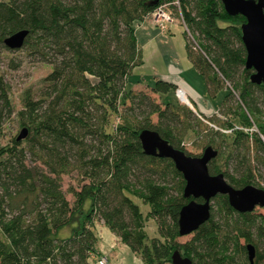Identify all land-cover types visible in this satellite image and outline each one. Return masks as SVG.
I'll return each instance as SVG.
<instances>
[{"label":"trees","instance_id":"16d2710c","mask_svg":"<svg viewBox=\"0 0 264 264\" xmlns=\"http://www.w3.org/2000/svg\"><path fill=\"white\" fill-rule=\"evenodd\" d=\"M161 6L172 16L174 7L196 33L198 50L186 40L185 51L208 91L224 88L219 76L239 88L237 107L225 108L233 89L225 88L219 111L230 115L244 107L258 123L257 132L246 131L251 123L243 114L241 128L228 125L232 135L209 136L206 146L219 147L210 174L222 173L241 188L264 169V86L251 82L253 69L245 67V17L228 15L220 0H0V47H6V37L27 30L19 49L6 48L52 66L48 85L38 97L26 91L17 112L27 136L0 147V264H98L95 218L144 264L171 262L175 249L193 264H264V215L236 211L226 195L212 199L209 219L190 241H176L179 210L189 201L185 180L171 159L146 155L138 135L152 129L183 150L182 137L196 131L201 121L195 114H202L180 105L173 96L178 85L163 79L146 84L158 102L141 88L127 87L132 70L142 64L135 25L154 21ZM13 114L0 79V135ZM207 120L216 121L214 115ZM222 156L231 161V171L215 164ZM69 173L82 182L71 190L72 204L62 190L61 177ZM131 195L148 203L158 237L148 240ZM248 243L255 247L253 263Z\"/></svg>","mask_w":264,"mask_h":264},{"label":"rangeland","instance_id":"374dc122","mask_svg":"<svg viewBox=\"0 0 264 264\" xmlns=\"http://www.w3.org/2000/svg\"><path fill=\"white\" fill-rule=\"evenodd\" d=\"M169 9L173 13V21L171 22H165L164 25L168 26L170 23L179 22L182 24L180 17H178L177 10L174 7H169ZM156 24L157 27V22ZM183 25V24H182ZM184 26V25H183ZM187 26H184V28ZM186 31V40L191 45V47H196L198 50L197 42L199 41L196 33L189 30L188 27L184 29ZM183 41V36L181 34L175 33L174 36V43L176 47L180 49L181 42ZM144 50V49H143ZM148 48L146 47L144 52L147 54ZM182 57H183V51ZM158 60L155 58L154 61L150 58H146L143 65L141 66V74L145 75V78L152 79L154 77V74H160L162 70L166 68V65L164 62H157ZM183 66V65H182ZM52 66L48 63L44 62H38V61H32L30 58L26 55L23 51H15L12 52L11 50L7 49L6 47H0V79L3 80V82L7 85L8 91H9V97L10 101L12 103L14 114L12 118L7 120L5 123V126L3 128L2 135H0V147L11 145L12 139L18 135L21 127L18 123V117L17 112L22 109L23 107V97L26 91H29L33 96L38 97V95L41 93V91L48 85L47 76L51 72ZM188 70H184V76L189 79V81L199 86V81L190 79L189 73L185 72ZM220 82L222 83L221 86L224 87L222 90H225V88H233V83L228 80L222 79L220 77ZM179 86V85H178ZM140 89V88H137ZM234 89V90H233ZM232 94L230 99L228 100L226 107L235 108L237 107L236 104L240 103L238 99V93L239 88H233ZM140 91L151 93L148 88L141 87ZM175 95V100L178 101L180 105H184L189 107L194 111V108L192 107V104L190 103V100L188 98L187 93L185 94L186 98L185 100L183 97H178L175 93V90L173 92ZM156 102L160 101V96L156 93L150 94ZM224 91L215 96L212 101L214 104H216V107L219 106L221 100L223 99ZM243 110H236L232 112L230 115H225L224 111L222 109H219L213 114L215 116L214 122H210L207 120V117L205 115H199L195 114L197 119L201 121L200 125H197L196 122V131H187L186 134L182 137V143L181 147H183L184 152H187L191 155H200L204 149V147L208 144V141L210 140L209 136L212 135L213 132H218L219 135L215 136L217 139L219 137H224V134H231L230 128H228V125L231 123H236L235 126L236 129L241 128L240 123L244 125L242 122H246L245 118H243V114L246 115L248 120L251 123V126H249L246 131L248 132H257L258 129V123L257 121L252 118L248 112L242 107ZM201 114V113H200ZM201 116V117H200ZM112 120V118H111ZM153 122H156L157 117L156 115L152 116L151 119ZM118 121V118L116 119ZM242 121V122H241ZM110 125V124H109ZM112 126V125H111ZM110 126V127H111ZM208 126V129L206 127ZM109 127V128H110ZM213 129V130H210ZM245 131V129H244ZM262 140L264 141V136L261 135ZM216 147V146H215ZM214 147V148H215ZM216 149H219L217 147ZM224 150V149H223ZM226 159L224 156L217 158L216 165L221 166L223 169L227 168L229 171H231L232 164L231 161L230 164H227ZM79 176L76 175V173H69L62 175V190L65 193L66 199L72 204L74 201V196L71 192L72 189L79 190L81 181L79 180ZM254 186L264 189V169H260L259 172L256 173L255 176V182L252 183ZM132 200L139 206L145 231L147 234L148 240H151L153 237H158V230L157 225L152 216L149 214V205L145 201H143L142 198L131 195ZM213 201V200H212ZM215 208L216 205H214ZM254 213H259L264 215V206H256L253 210ZM93 227L96 230V233L98 235V245L101 246L102 252L98 256H106L107 263L106 264H144L140 254L133 253L130 248L124 244L120 237L113 232L110 228H108L103 220H100L98 218H95L93 220ZM192 238V233L179 236L176 241L179 243H187ZM242 243H244L243 240H241ZM163 264H172L171 262H163Z\"/></svg>","mask_w":264,"mask_h":264},{"label":"water","instance_id":"95a60500","mask_svg":"<svg viewBox=\"0 0 264 264\" xmlns=\"http://www.w3.org/2000/svg\"><path fill=\"white\" fill-rule=\"evenodd\" d=\"M220 1L228 15L240 14L245 17L240 27L246 50L245 67L253 69L250 81L264 86V0ZM27 34V30L18 31L6 37L3 43L9 49H19ZM27 133V128L21 129L16 139L25 138ZM138 137L146 155L171 159L185 180L183 196L189 201L179 210L180 236L194 232L209 219L211 201L217 195H226L229 205L241 213L253 211L256 206H264V189L252 184L235 188L226 181L222 173L210 174L208 164L218 154L212 146H206L200 156H192L174 148L155 130L143 129ZM246 249L248 259L253 263L255 247L248 243ZM170 260L172 264H193L178 249L173 250Z\"/></svg>","mask_w":264,"mask_h":264},{"label":"crops","instance_id":"0c3cea01","mask_svg":"<svg viewBox=\"0 0 264 264\" xmlns=\"http://www.w3.org/2000/svg\"><path fill=\"white\" fill-rule=\"evenodd\" d=\"M183 31L184 27L179 22L170 23L165 30H161L156 26L152 18H147L135 25V36L141 51L142 64L136 66L132 70L127 79V87L137 89L146 87L147 83H151L157 78L163 79L174 85L181 86L187 93L190 103L196 112L205 116H212L220 106L219 104V106L216 107L212 99L224 90H220L214 94L208 91L203 76L187 58L185 51L186 39ZM175 33L183 36L180 49L179 47L177 48L174 43ZM146 47L148 48L147 54L144 52ZM181 50L184 53L183 57L181 55ZM147 57L153 61L156 58L158 60L157 62L161 61L166 65V68L162 70L160 74H154L152 79L145 78L146 76L140 72L141 66ZM186 69L188 72H185L189 73L190 79L199 81V86L192 84L189 79L184 76V70ZM168 95H170V93L165 94V96ZM173 96L175 95L173 94ZM97 253L98 255L103 253L101 246L98 244Z\"/></svg>","mask_w":264,"mask_h":264},{"label":"built area","instance_id":"2783aa9c","mask_svg":"<svg viewBox=\"0 0 264 264\" xmlns=\"http://www.w3.org/2000/svg\"><path fill=\"white\" fill-rule=\"evenodd\" d=\"M153 16H154L155 22H157V25L161 29L165 28V25H164L165 22L173 21V17L171 15V13L168 10H166L165 7H163V6L157 8V10L154 12ZM175 93L177 94L178 97L181 96L185 100L186 92L181 86L176 87ZM97 262H98V264H106L107 263L106 256H100Z\"/></svg>","mask_w":264,"mask_h":264}]
</instances>
